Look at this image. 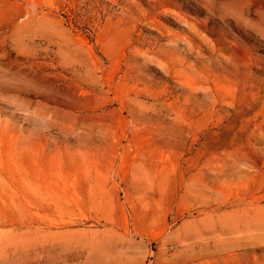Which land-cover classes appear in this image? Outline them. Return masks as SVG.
I'll list each match as a JSON object with an SVG mask.
<instances>
[{
  "label": "rangeland",
  "instance_id": "rangeland-1",
  "mask_svg": "<svg viewBox=\"0 0 264 264\" xmlns=\"http://www.w3.org/2000/svg\"><path fill=\"white\" fill-rule=\"evenodd\" d=\"M0 264H264V0H0Z\"/></svg>",
  "mask_w": 264,
  "mask_h": 264
}]
</instances>
